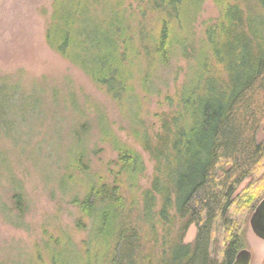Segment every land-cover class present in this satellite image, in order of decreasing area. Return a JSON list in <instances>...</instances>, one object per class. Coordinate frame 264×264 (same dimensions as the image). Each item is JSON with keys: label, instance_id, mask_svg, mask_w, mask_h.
<instances>
[{"label": "trees", "instance_id": "16d2710c", "mask_svg": "<svg viewBox=\"0 0 264 264\" xmlns=\"http://www.w3.org/2000/svg\"><path fill=\"white\" fill-rule=\"evenodd\" d=\"M187 1L106 0L102 17L85 0L58 1L62 23L48 31V42L56 34L62 57L122 100L132 72L143 67L147 72L155 63L167 66L180 50L187 52L204 0H192L190 18ZM218 9L216 23L204 31L196 72H188L173 97L164 98L171 116L163 121L155 151L143 134L144 151L156 154L150 187L139 186L141 155L117 143L110 179L88 180L84 195L69 202L90 220L88 252L83 255L68 237L58 236L44 243V255L36 252L23 264H232L242 248L243 227L264 197V0H221ZM212 60L220 72L209 71ZM13 88L0 85L4 129V91ZM79 141L67 167L85 175L86 152ZM74 172L63 176L61 185L72 183ZM122 187L131 192L128 200ZM12 189V208L20 218L23 195L19 186ZM6 210L0 204V212ZM190 225L196 237L184 243ZM144 234L159 244L158 256L142 255Z\"/></svg>", "mask_w": 264, "mask_h": 264}, {"label": "rangeland", "instance_id": "374dc122", "mask_svg": "<svg viewBox=\"0 0 264 264\" xmlns=\"http://www.w3.org/2000/svg\"><path fill=\"white\" fill-rule=\"evenodd\" d=\"M58 1L65 0H0V85L14 86L4 91L8 96L3 105L8 113L1 119L7 128L0 127V204L7 206V213L0 212V264L29 262L36 252L45 254L43 245L48 239L64 235L83 255L88 252L93 238L90 220L69 202L74 195H84L88 180L110 179L117 143L141 155L144 171L139 186L150 187L156 154L152 157L144 151L143 141L147 138L155 151L163 121L171 116L164 98L173 97L188 72H196L204 50V31L216 23L221 2L203 1L185 54L180 50L161 67L152 58L155 64L150 70L145 72L143 67L140 72H132L123 84L122 100H115L107 89L97 86L89 72L62 57L55 48L59 43L56 34L49 44L48 31L62 23L57 15ZM85 1L90 10H97L95 15L102 17L106 0ZM192 9L193 1L188 0L187 18ZM75 23L73 32L79 27ZM209 67L210 72L222 69L215 60ZM146 74L150 79L143 82ZM128 86L131 93L126 91ZM10 94L14 96L11 101ZM78 141L86 152L85 175L67 167L79 149ZM72 172V183L61 185L62 177ZM17 186L25 207L20 218H16L11 201L12 188ZM122 188L128 200L131 192ZM195 237L196 227L190 225L183 242L192 243ZM143 238L142 255L158 256L159 244L154 237L144 234ZM218 246L215 244V248ZM242 249L251 253V264H264V242L252 233L249 220L243 227Z\"/></svg>", "mask_w": 264, "mask_h": 264}, {"label": "water", "instance_id": "95a60500", "mask_svg": "<svg viewBox=\"0 0 264 264\" xmlns=\"http://www.w3.org/2000/svg\"><path fill=\"white\" fill-rule=\"evenodd\" d=\"M249 227L252 233L264 242V199L254 208L249 219ZM232 264H251V253L246 249L240 250Z\"/></svg>", "mask_w": 264, "mask_h": 264}]
</instances>
